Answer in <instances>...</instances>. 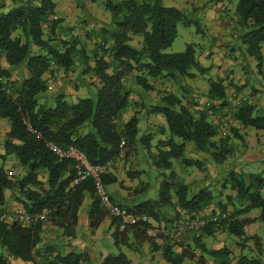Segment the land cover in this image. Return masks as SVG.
<instances>
[{
  "label": "trees",
  "instance_id": "1",
  "mask_svg": "<svg viewBox=\"0 0 264 264\" xmlns=\"http://www.w3.org/2000/svg\"><path fill=\"white\" fill-rule=\"evenodd\" d=\"M9 1L11 4L8 6L7 0H0V56L8 63V67L0 66V118L7 119L10 124L4 141L5 154L0 155V159L15 157L22 173L13 177L0 165L1 247L6 248L12 257L23 261H36V256L41 255L37 248L42 244L44 222L39 219L25 226L18 220L1 219L9 203L7 192L15 196L29 218L48 213L49 224L61 228L67 237H75L79 211L90 194L95 199L89 217L90 229L94 232L101 225L109 213L96 197L93 180L74 186L73 162L59 159L48 149V144L55 142L64 148L75 146L85 152L93 165H105L109 161L117 162L123 148L128 149L126 157H129L130 148L134 147V152L138 153L136 145L141 143L149 152V159L155 137L153 134L140 137L141 113L128 120L123 117L133 105L148 110L147 117L161 115L166 120V127L159 128V131L168 139L158 142V154L153 162L164 180L156 199L133 205L118 203L113 197L112 200L132 213L147 215L150 221L159 224V228L149 221L120 231L116 220L111 217L115 227L112 234L115 245L118 248L122 244L131 247V235L137 241L150 242L153 251L162 250L168 264H184L188 255L197 259L198 264H207L203 257L174 251L179 240L173 241L161 232L162 222L167 216L166 208L201 212L209 207L216 214L217 211L229 212V204L235 210L232 214L229 212L230 219L220 230H227L240 238L243 248L250 240L260 241L259 236L251 237L248 229L256 220L264 225V172L250 175L231 172L229 179L222 183L221 190L213 191L202 184L204 179L202 185L193 190L188 183L181 182L173 170L177 161L184 167L205 171L207 160L222 165L234 154L233 138L223 137L219 120L215 123L210 117L211 112L225 111L231 106L225 81L209 79L208 102L201 111H194L182 102V97L173 93H166L159 105L148 109L144 102L131 99L130 79L148 92L154 90L149 78L179 82L177 78L194 80L197 72L205 75L209 71L198 60L195 44H188L185 51L177 54L166 53L178 37V26L186 23V15L181 9L168 7L163 0H108L104 7L111 14V26L103 31L99 43L95 44L98 46L94 53L96 66L91 68L87 49H79L75 40H67L71 28L64 25L63 19L56 18L55 0ZM98 1L92 0L94 3ZM207 3L236 4L235 15L238 29L242 32L239 39L245 47L240 46V50L234 48L233 51L242 52V57H253L257 62L256 69L264 79V0H208ZM60 35L61 39L58 38ZM135 36L142 37L141 48L131 45ZM77 58L87 66L84 73H93L100 80L95 98L68 102L60 94L55 97V105L51 106L48 101L50 87L45 76L54 74L53 65L71 71ZM23 67L28 76L13 80V73ZM243 88L245 86H237V93L241 94ZM238 102L234 119L245 128L264 132V108H258L246 98ZM26 123L35 132L30 131ZM232 132L235 137L242 138L238 130L232 129ZM188 146L197 157L189 156ZM140 172H129V176L141 178ZM103 177L106 186L117 180L111 172ZM148 189L141 187L140 192L145 193ZM228 189L236 192L238 206L232 196L227 197V204L219 200ZM253 209L260 210L257 218L241 219ZM175 221L176 217L172 219L173 224ZM187 233L193 234L192 239L207 253L203 238L216 234L211 228L199 236ZM165 236L167 243L158 245L155 240L165 239ZM209 254L226 257L227 260L218 264L234 263L233 258H228L231 255L228 250L210 251ZM87 261V254L70 253L58 254L52 259L46 256L42 264H84ZM238 261V264H261L243 255ZM130 263L124 252L109 255L103 262ZM0 264H9L8 257L0 255Z\"/></svg>",
  "mask_w": 264,
  "mask_h": 264
},
{
  "label": "rangeland",
  "instance_id": "2",
  "mask_svg": "<svg viewBox=\"0 0 264 264\" xmlns=\"http://www.w3.org/2000/svg\"><path fill=\"white\" fill-rule=\"evenodd\" d=\"M57 1L61 6L59 18L63 19L64 22L67 21V26L71 28V31H69V34L67 35V40H75L79 49L86 48L87 53L90 56L89 65L91 68L95 67L96 62L94 59V53L98 50V46L95 44L99 43V39L103 34V31L109 29L111 26V14L104 7V4L108 2V0H99L98 3H94L92 0ZM163 1L165 5L170 6L168 5L170 4L168 0ZM207 1L208 0H191V4H188L187 0L176 1L178 2V7L181 6L180 9L185 13L187 20L186 23H180L178 26V37L174 41L173 46L166 50V53L177 54L179 52L185 51L188 44H195L197 46V57L201 64L202 61H205V59H209V61H211V59L214 60V57H216L215 60L217 59V63H213L212 67L217 68L218 71L212 73L211 67L205 75H201L199 72H197L196 79H182L180 77L177 78L179 79V82L171 81L170 79L155 80L149 78V82L154 86V90L148 92L142 86L136 85L134 79H130V82L128 80V85H130L132 88L131 99L133 101H137L138 103L144 102L147 107L146 109L150 108L151 106L159 105L161 99L166 93H173L179 97H182V102L184 104L186 103L190 105L194 111H201L208 102L207 90H209L210 87L208 82L209 79H213L215 81H225V84L228 86V102L231 104V106L227 107L225 111L214 113L211 112L210 115L211 119L214 121L219 120L223 137L231 136L235 143V153L227 158L225 164H215V167L220 173L216 172V170L210 171L212 173L213 179L220 177V182L225 183V181L229 179L228 176L231 172H237L239 174L244 173L247 175H250V173L264 172V161L262 160L264 158V147L262 148V146H264V134L255 133L257 130L254 128H244L234 119L233 116V114L236 112L235 108L239 107L237 102L241 98H246L254 105H257L258 108H264V79L258 72V69L257 72L253 70V67L257 65V62L253 57H242V52L233 51L234 48L240 50V46L242 48L245 47V43L239 39V36L242 32H240L238 29V19L235 15L234 7L228 9L229 6H226L223 11L219 6H217L218 4H208ZM7 3L11 4V1L7 0ZM208 7L210 9H213L214 7L216 8L214 10L213 16L210 15V20L211 22L213 21V23L210 24L212 27L208 26L205 17L202 15V12H205ZM217 10L220 11L218 12ZM217 14L222 15L224 19V25L221 24L222 31H217L214 26V23L217 21H214V18ZM222 32L224 33L222 34ZM58 38L61 39V35ZM141 41V36H135L133 37L131 45H136L137 47L141 48ZM54 43L55 42H53V44ZM76 62V65L69 72H67L64 68L53 65L54 74L47 76L48 85L50 87L48 92V97L50 98H48V101H50L51 106L55 105V97L60 94H63L68 102H76L78 99L83 98H95L97 90L100 86V80L93 73H89V75L84 73L83 71L87 69V66H83L78 58ZM3 64H5V59L0 56V66H3ZM224 66H227V69H224ZM239 68L242 71L241 74L237 73ZM27 76L28 73L25 67H23L19 71L17 70L13 73L12 79L20 80L21 78ZM243 81L245 83L244 85H241L240 83ZM234 86H236V88L237 86L239 88L245 86V89L243 88V91H240V94L237 93V89ZM257 87L261 88V90ZM253 88L257 89V91L254 92ZM236 93L238 95H236ZM193 102H195L196 105ZM147 112L148 110H143L140 109L139 106L133 105L127 112V117H125L124 120H128L131 116L137 113H141L140 117L144 119L147 117ZM156 116L151 115L152 120L158 119L163 123V125L166 126L165 118L161 115ZM225 123L228 124V128L223 127ZM163 125H160L159 128H163ZM148 126L149 128L148 130L145 129L146 131L142 126L140 137L151 133H153L155 137L151 146L152 152L150 153V158L148 159L149 152L143 147L141 143H138L136 145L138 153L134 152L133 147L129 149V157H126L128 149L123 148L122 157H119L120 159H118V161L115 162V164L107 171L109 173L113 169L118 170L120 175L125 178L127 177L128 181L130 180L129 183L137 185L138 187H149L147 192L141 193L139 195L138 201L136 203L158 198L160 186L164 180V176L161 175L152 166V164L154 162V158L158 154V142L161 139L167 140L168 136L165 134L162 135V133L159 131V128L155 129L154 127H151V124ZM232 129L238 130L239 135L242 138L235 137L233 135ZM190 150H192L191 146H188L189 156L195 157L197 154ZM135 163H138L140 167H137ZM141 165L144 167H141ZM137 168L140 170L143 169L142 171L144 172H140L142 177L129 176V172L133 171L135 173V171H138L136 170ZM173 170L175 174L178 175L179 180L181 182L188 183L193 190H196L203 184L202 181H199L205 178V173L202 170L184 167L177 161L174 162ZM8 172L13 177H16L22 173L18 165H15V167L14 165H11L8 169ZM107 189L109 192H111L113 187L109 185L107 186ZM228 191L231 192L232 190L229 189ZM8 193H10L11 197L15 199V196L11 192ZM219 200L223 202V204L228 203V199L225 198V195ZM228 207V211H230L231 205L229 204ZM214 208H216L215 210H219L217 207ZM177 211L178 207L166 208V214L168 218H165V220L162 222V228L164 231L173 225L172 219L177 217ZM230 212L232 214V211ZM254 212L260 213V210L255 209V211H252V213ZM5 215L6 217H4V219L7 221H19L16 211H6ZM251 215L252 214L249 216ZM253 229L257 235L261 236V240L259 242H257L255 239L251 240L253 244L252 247L249 249H241V253H244V255L242 254L243 256H246V258L254 262L261 261L260 257L264 259V225L258 221L255 225H253ZM251 230L252 229L248 231V234L251 233ZM111 232L112 231L109 229V226L106 225L101 228L97 237L90 240L91 243H93L91 245V248L93 249L91 252L95 254L96 257H100V252L105 254L108 253L109 255H118L122 252H125L127 255L129 254L133 258V264L165 263V260H162V251H158L157 253L156 251L143 252V246L136 241H134L135 243L132 242L133 239L130 241L133 244L132 247L128 246V248L127 245L122 244L121 248H118L114 243ZM238 240L240 243H242V240L234 235H225V242L228 243V245H232L233 241ZM207 243L214 244L213 238H207ZM132 248H137V252L135 253L137 256L132 252ZM146 257L147 263L145 261ZM209 257L210 256L207 254V258ZM239 258L240 256L233 260L235 262L234 264L239 263ZM209 259L214 260L216 264L220 262V260L215 257Z\"/></svg>",
  "mask_w": 264,
  "mask_h": 264
},
{
  "label": "crops",
  "instance_id": "3",
  "mask_svg": "<svg viewBox=\"0 0 264 264\" xmlns=\"http://www.w3.org/2000/svg\"><path fill=\"white\" fill-rule=\"evenodd\" d=\"M168 1L170 3V4H168V5H170L168 7H174V8H179V9L181 8V6L178 7V4H177L178 2H176L177 0H168ZM55 2L57 3V9H56V12H57L56 13L57 14L56 18H57V17H59V11L61 9V6L58 4L57 0H55ZM187 2H188V4H191V0L190 1L187 0ZM9 5L10 4H8V6ZM235 5L236 4L220 3L217 6H219L221 10L225 9L226 6H229L228 9L234 7V12H235ZM215 7L213 9H210L208 7L205 10V12L204 11L202 12V15L205 17L206 22L208 23L209 27H212L210 24L213 23V21L211 22L210 15L213 16L214 10L216 9ZM217 11L219 12L220 10H217ZM215 20H217L216 23H214L215 24L214 25L215 29L217 31H222L221 24L224 25V23H223L224 19H223L222 15L217 14L216 17L214 18V21ZM67 24H68L67 21L64 22V25L67 26ZM223 33L224 32H222V34ZM215 58L216 57H214V60L211 59V61H209V59L208 60L205 59V61H202L203 66L210 69L212 67L213 63H217V59L215 60ZM3 66L4 67H8V63L5 61V64H3ZM224 69H227V66H224ZM253 70L255 72H257L256 66L253 67ZM217 71H218L217 68H213L212 67V70H211L212 73L213 72H217ZM237 73L238 74L242 73L240 68H239ZM47 78L48 77L45 76V79H47ZM244 83L245 82L243 81L240 84L244 85ZM257 88L261 90V88H259V87H257ZM154 116H156V115H154ZM123 117H127V113L124 114ZM215 121H216L215 123H218L217 120H215ZM158 122H159V124H158ZM149 124H151V127H154L155 129H158L160 127V125L161 126L163 125V123L160 120H158V119L152 120V117L150 115L149 117H145L144 119H142V122L140 124V128H142V126H143L144 130L145 129L148 130V128H149L148 125ZM163 127H166V126L163 125ZM9 131H10L9 121L7 119L0 118V155H4L5 154L4 141L6 139L7 134L9 133ZM255 133L264 134L263 131H258V130L255 131ZM151 134H153V133H151ZM263 147L264 146H262V148ZM234 153H235V151H234ZM195 157H197V156L195 155ZM247 157H248V154H247ZM203 158L208 159L207 156H204ZM257 159H259V158H257ZM149 161H151V160H149ZM210 164H212V165H210ZM0 165L3 166L4 169L8 171V169L10 168L11 165H14V167H15V165H17V160L15 159V157L10 156L6 160L0 159ZM152 166L154 167L153 164H152ZM137 167H140L139 164L137 165ZM141 167H144V166L141 165ZM212 168H214V169H212ZM137 170L141 171L143 173V171H142L143 169H141V170L137 169ZM212 170H216V172H218L217 168L215 167V163L213 161L207 160L206 170L204 171V173H205L204 180L205 181H203V179L199 180V181H203V185L211 188L213 191L214 190H217V191L221 190V187L223 185L222 182H220L221 178L220 177L219 178L216 177V178L213 179L212 173L210 172ZM111 173L117 179L116 182H114V183H112L110 185L111 187H113V190L110 193H111V196L114 198V200L116 202H118V203L122 202V203H126V204H131V205L135 204L138 201L139 195L141 194V192H140L141 187H138L137 185H133L132 183H129L130 180L128 181L127 177L125 178L122 175H120V172L118 173V170L113 169V170H111ZM218 173H220V172H218ZM228 190L225 191V198H227L228 196H232L235 199L236 196H237V194H235L236 192H234V191L229 192ZM7 197H8V201H9V203L7 205V211H9V212L13 211L14 212V211H17L18 209H22L21 205L16 201V199H13L11 197V194L8 193V192H7ZM94 204H95V199L90 194L87 195L85 200H84V202H83V205H82V207H81V209L79 211V221H78V224H77V227H76V235H75V237H67V236L63 235V230L61 228H59V227H53L51 224H49V222L47 221V217L41 218L42 222H44L43 233H42V244L38 245L37 251L40 252L41 254L44 253L47 257H49L51 259L54 258V257H57L58 254H62V255H67V254H70V253L87 254L88 255V261L85 262L84 264H103L104 260L109 256V254L108 253L105 254L103 252H100V257H96L95 254H93L91 252V250H93L91 248V245L93 243H91L90 240L95 238V237H97V235L100 232L102 227L108 225L109 229L112 231L111 235L113 234V232L115 230V227L113 226V221H112L111 216L107 215L105 217L104 221L101 223V225L94 232L91 231L89 217H90V212H91ZM234 204L236 206L239 205L238 202H237V199L234 200ZM234 210H235L234 206L231 205V210L230 211L234 212ZM252 211H255V209H253ZM250 214H252V215L249 216ZM250 214H248L247 216L242 217L241 219H244V218H251L252 219V218H257L259 216V213H257V212H254V213L251 212ZM166 218H168V217L166 216ZM34 221H35V219H31V218L28 217L23 222V224L25 226H29ZM150 222L155 227H158V223L157 222H155L153 220H151ZM257 222H258V220H256L255 222H253L252 225L249 226L248 231L250 229H252L250 231L251 233H249V235L251 237L253 235L259 236V235H257L255 233V231L253 229V225H255ZM163 230L164 229H161L162 233H164ZM228 234L232 235L231 233H229V231L222 229V230L216 232V234H214L212 236H205L203 238L202 243L205 244L206 248L208 249V253L204 252L203 249L197 245V242L192 239L193 234H191V233L182 234L178 238L180 244H178L179 242L175 243L176 245H175L174 251L176 253L183 254V255H185V253L189 252L190 254H193V255H195L198 258L203 257L205 259V261L207 262V264H216V262L214 260L209 259V258H214V257L218 258L220 260L219 263H222V261H225L227 259H226V257L224 255L213 256V255L209 254L210 251L228 250V251H230V254H231L230 257H228L229 260H231L232 258L235 260L236 257H239L242 254L244 255V253H241L242 252L241 249H249L253 245L251 240L248 241L247 243H245V245H246L245 248H243L241 246V243H240L239 240L238 241H233L232 245H228V243L225 242V235H228ZM260 237L261 236H259V238ZM166 238H167L166 236H165V239L164 238L163 239L157 238L155 241L157 242L158 245L164 246L167 243V241H168ZM207 238H213L214 244H208L207 243ZM132 239H133V237L130 235V241ZM260 240H261V238H260ZM134 241H136L137 243H140L143 246V249H144L143 252L153 251L152 246H151V244L148 241L145 240L143 242H140V241H137V240L133 239L132 242H134ZM127 247H128V245H127ZM131 250H133L132 252L134 254L137 252V248H132ZM158 251H162V250H158ZM158 251H156V253ZM207 254L210 256L209 258H207ZM0 255L7 256L8 259H9V264H37L35 260L23 261L20 258L12 257L9 254L8 250L6 248L1 247V246H0ZM135 255L137 256V254H135ZM127 256L130 259V261H131L130 264H133V258L129 254ZM188 256H187L184 264H198L197 259H192L191 257H188ZM146 259H147V257L145 258V261L147 263ZM260 259H261V261H260L261 264H264L263 263L264 259H262L261 257H260ZM162 260H164L163 252H162ZM164 262L165 263H162V264H168L166 261H164ZM230 264H232V263H230Z\"/></svg>",
  "mask_w": 264,
  "mask_h": 264
},
{
  "label": "built area",
  "instance_id": "4",
  "mask_svg": "<svg viewBox=\"0 0 264 264\" xmlns=\"http://www.w3.org/2000/svg\"><path fill=\"white\" fill-rule=\"evenodd\" d=\"M237 103L239 104V102ZM26 124L30 131L35 132L29 123ZM223 127L228 128V124L225 123ZM48 149L59 159L71 160L73 162L74 186H78L88 180H93L97 199L109 215L116 220L117 227L120 231L150 221L147 215L132 213L112 200V196L107 189L103 176L107 173L108 169L115 164L113 161H109L105 165H93L82 150L75 146L64 148L55 142L49 143ZM122 154L121 152L119 157H122ZM177 212L178 215L175 223L164 231L165 235L173 241L177 240L182 234H187V232H193L197 236L207 228H211L215 232H218L223 224L229 221L231 215L226 211H217L216 214H213L212 209L209 207L201 212H190L182 209H178ZM16 213L21 222H24L28 218L23 209H18ZM47 215L48 213H44L41 215L42 217L38 216L35 218V221L41 220V218L47 217ZM4 217H6V215H4L2 219H4ZM45 257L46 255L44 253L40 256H36V263L42 264Z\"/></svg>",
  "mask_w": 264,
  "mask_h": 264
}]
</instances>
